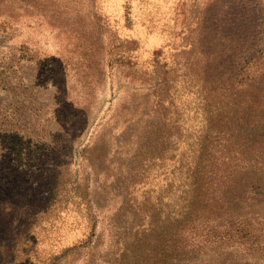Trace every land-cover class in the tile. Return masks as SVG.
Returning a JSON list of instances; mask_svg holds the SVG:
<instances>
[{
	"label": "rangeland",
	"instance_id": "rangeland-1",
	"mask_svg": "<svg viewBox=\"0 0 264 264\" xmlns=\"http://www.w3.org/2000/svg\"><path fill=\"white\" fill-rule=\"evenodd\" d=\"M199 137L195 218L264 214V0H0V264L171 262Z\"/></svg>",
	"mask_w": 264,
	"mask_h": 264
},
{
	"label": "trees",
	"instance_id": "trees-1",
	"mask_svg": "<svg viewBox=\"0 0 264 264\" xmlns=\"http://www.w3.org/2000/svg\"><path fill=\"white\" fill-rule=\"evenodd\" d=\"M201 138H196L198 146L189 155L191 161L188 156L186 166H183L184 159L180 161L179 196L172 217L176 231L175 254L171 262L164 264H264L263 213L250 210L242 216H229L223 224L219 223L220 218L211 216H207L205 222L195 218L201 213L197 202L201 198L199 190L205 167L199 163L203 154ZM243 196H235L231 202L238 204ZM116 256L134 258L127 248L119 249Z\"/></svg>",
	"mask_w": 264,
	"mask_h": 264
}]
</instances>
